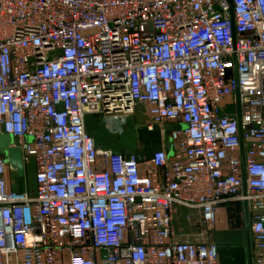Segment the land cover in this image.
Returning <instances> with one entry per match:
<instances>
[{
    "label": "built area",
    "instance_id": "built-area-1",
    "mask_svg": "<svg viewBox=\"0 0 264 264\" xmlns=\"http://www.w3.org/2000/svg\"><path fill=\"white\" fill-rule=\"evenodd\" d=\"M232 1L0 0V134L34 173L12 189L0 154V264H218L175 218L234 201L264 264V0ZM90 115L186 129L138 163Z\"/></svg>",
    "mask_w": 264,
    "mask_h": 264
},
{
    "label": "water",
    "instance_id": "water-1",
    "mask_svg": "<svg viewBox=\"0 0 264 264\" xmlns=\"http://www.w3.org/2000/svg\"><path fill=\"white\" fill-rule=\"evenodd\" d=\"M231 6V16L233 19V1L227 0ZM127 129L121 133L111 132L107 126L95 120L93 116L86 118V130L94 140L97 149L104 147L112 150L116 155H126L135 157L138 163L150 162L155 155L166 150L169 157L173 156L172 142L169 133L185 130L184 125H168L164 128V134L160 127L153 129L139 128L134 116H130L126 121ZM30 139H14L9 135L0 134V154L6 156L7 161L16 169L19 178L25 177V165L23 152L19 147L23 142H29ZM247 212V206H245ZM246 231L248 236V257L249 264H253L252 246L250 235V222L246 219Z\"/></svg>",
    "mask_w": 264,
    "mask_h": 264
},
{
    "label": "rangeland",
    "instance_id": "rangeland-1",
    "mask_svg": "<svg viewBox=\"0 0 264 264\" xmlns=\"http://www.w3.org/2000/svg\"><path fill=\"white\" fill-rule=\"evenodd\" d=\"M103 123L102 121H99ZM108 129L113 133H119L123 130L127 129V126L122 124L121 121L117 122L114 119L107 118L106 121ZM137 126L142 128L145 119L140 117L136 120ZM115 125V126H114ZM27 181L29 184L33 185L34 183V173L33 170H30ZM225 208L226 215H220L221 219H223L222 223H217L213 226L205 225L202 221V217L200 214L189 213L186 211H179L175 218V229L176 233L179 235H187V239H192L195 242H205V243H214L217 244V233L221 234H234L238 235L239 243L246 244V225L243 219L244 216V207L238 202L234 201L226 206ZM219 218V221L221 220ZM224 237H228L227 235H223ZM180 240V237H179ZM219 242V240H218ZM222 244L232 245L231 241H222Z\"/></svg>",
    "mask_w": 264,
    "mask_h": 264
},
{
    "label": "crops",
    "instance_id": "crops-1",
    "mask_svg": "<svg viewBox=\"0 0 264 264\" xmlns=\"http://www.w3.org/2000/svg\"><path fill=\"white\" fill-rule=\"evenodd\" d=\"M9 183L12 189L17 190V191H27L31 187H34L33 185L27 181V179H21L19 177H16L13 174H10L8 176ZM222 215H226L225 208H222L219 213L218 221L217 223H222L223 219H221ZM219 218L221 219L219 221ZM222 221V222H221ZM216 223V224H217ZM223 235H227L228 237H224ZM247 236V232H246ZM180 241L184 240H192V239H187V235H179ZM178 237V240H179ZM190 238V237H188ZM238 235L236 233L234 234H221L217 233V246H218V264H249V257H248V236L246 240V244L239 243L238 240ZM219 240V242H218ZM231 241L233 243L232 245H226L222 244V241Z\"/></svg>",
    "mask_w": 264,
    "mask_h": 264
},
{
    "label": "bare ground",
    "instance_id": "bare-ground-1",
    "mask_svg": "<svg viewBox=\"0 0 264 264\" xmlns=\"http://www.w3.org/2000/svg\"><path fill=\"white\" fill-rule=\"evenodd\" d=\"M115 126V125H114Z\"/></svg>",
    "mask_w": 264,
    "mask_h": 264
}]
</instances>
